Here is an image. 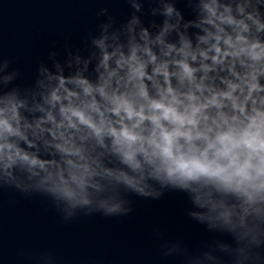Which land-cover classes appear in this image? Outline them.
<instances>
[{
    "label": "clouds",
    "instance_id": "9594fccd",
    "mask_svg": "<svg viewBox=\"0 0 264 264\" xmlns=\"http://www.w3.org/2000/svg\"><path fill=\"white\" fill-rule=\"evenodd\" d=\"M151 2L163 4L157 33L136 15L123 40L104 26L90 37L98 53L65 46L74 74L53 51L55 71L41 63L35 87L14 85L19 72L0 58V188L69 215L119 213L124 192L187 189L207 210L193 216L234 235L235 248L222 245L231 264H264V0H187L195 20L174 0Z\"/></svg>",
    "mask_w": 264,
    "mask_h": 264
}]
</instances>
